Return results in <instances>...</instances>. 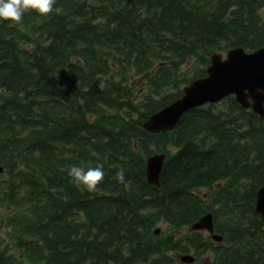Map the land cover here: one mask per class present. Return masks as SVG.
<instances>
[{"label": "trees", "instance_id": "1", "mask_svg": "<svg viewBox=\"0 0 264 264\" xmlns=\"http://www.w3.org/2000/svg\"><path fill=\"white\" fill-rule=\"evenodd\" d=\"M53 9L0 20V264H181L186 253L195 264H264V114L229 95L171 130L142 125L205 76L212 53L264 47V0ZM159 152L155 185L146 159ZM98 165L95 192L68 175ZM207 213L220 242L189 230Z\"/></svg>", "mask_w": 264, "mask_h": 264}, {"label": "water", "instance_id": "2", "mask_svg": "<svg viewBox=\"0 0 264 264\" xmlns=\"http://www.w3.org/2000/svg\"><path fill=\"white\" fill-rule=\"evenodd\" d=\"M234 99L243 108H251L260 117L264 114V47L247 52L241 47L225 52L212 53L210 64L204 77L196 78L182 88L179 98L150 114L143 122V128L149 132L171 130L181 115L194 107L205 103H214L226 96ZM164 153L150 155L146 159L145 175L149 183L158 185ZM3 170L0 166V172ZM255 210L264 218V183L256 193ZM190 229H206L214 240L221 236L213 232L211 213H207L191 224ZM155 229L154 233H158ZM189 255L181 257L183 262H191Z\"/></svg>", "mask_w": 264, "mask_h": 264}, {"label": "clouds", "instance_id": "3", "mask_svg": "<svg viewBox=\"0 0 264 264\" xmlns=\"http://www.w3.org/2000/svg\"><path fill=\"white\" fill-rule=\"evenodd\" d=\"M55 3L56 0H0V20L20 23L23 15L29 11L47 16L54 11ZM68 175L76 184L82 185L86 191L95 192L97 186L104 179L103 165L87 169L71 166L68 169ZM115 180L118 183L125 182V172L122 168L116 172Z\"/></svg>", "mask_w": 264, "mask_h": 264}, {"label": "rangeland", "instance_id": "4", "mask_svg": "<svg viewBox=\"0 0 264 264\" xmlns=\"http://www.w3.org/2000/svg\"><path fill=\"white\" fill-rule=\"evenodd\" d=\"M221 53H224V52H221ZM213 187H215V185L213 186ZM205 191H207L205 188H202V189H200L199 190V193H205ZM155 227H158L160 230L162 229V228H164L165 227V225L163 224V223H159V224H157L156 226H154V228ZM206 235H209L206 231L204 232ZM203 259H205V261H207L208 260V257H204ZM200 263H203V262H200ZM184 264V263H183ZM186 264H190V263H186ZM198 264V263H197Z\"/></svg>", "mask_w": 264, "mask_h": 264}]
</instances>
